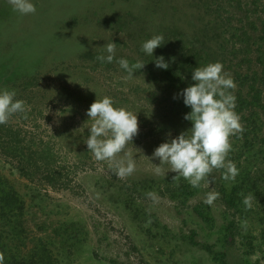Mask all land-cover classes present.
Instances as JSON below:
<instances>
[{"label": "rangeland", "instance_id": "374dc122", "mask_svg": "<svg viewBox=\"0 0 264 264\" xmlns=\"http://www.w3.org/2000/svg\"><path fill=\"white\" fill-rule=\"evenodd\" d=\"M251 36L264 0H0V177L21 207L2 255L264 264V127L224 91L202 126L181 107L230 84L231 42Z\"/></svg>", "mask_w": 264, "mask_h": 264}, {"label": "trees", "instance_id": "16d2710c", "mask_svg": "<svg viewBox=\"0 0 264 264\" xmlns=\"http://www.w3.org/2000/svg\"><path fill=\"white\" fill-rule=\"evenodd\" d=\"M256 40L262 41L264 44V37L257 36L250 38V41L249 39L242 38L238 43L236 41L231 42L234 48L231 53L235 54L236 60L234 62H231V60L229 66L224 68V75L230 80V87V84H226L228 83L227 80L224 81L222 88L219 89H207L204 87V84H193L191 86V89L187 92V95H185L186 99L181 102L183 103L181 107L185 109V114L188 118L192 116L187 110H194L197 107V114L195 115H200V117L202 115L204 119V122L199 121L197 127L198 125L202 126L209 119L213 120L209 115L217 112L219 90L225 92L224 94L228 96L226 101L232 104V110H234L236 115L243 116V121L247 123L248 126L250 125L248 130L252 129L251 133L253 136H256L255 139H257V135L260 133L261 128L264 127V50H262L260 54L258 50H255V55L253 57L257 63V68H255V66L254 68H249L251 65V58L249 57V51L251 50L250 43L252 42L254 45ZM233 84L236 85V94H233ZM215 101H217V103ZM211 121L209 123V128H212ZM191 123H195V121ZM204 126L206 127L208 124ZM261 141L263 142L264 140ZM247 187L248 184L238 183V186L231 188L229 195L222 191L223 199L228 207L237 208V205L241 203V199L233 198V196L241 193L242 190H246ZM19 202L17 195L0 177V264H48L46 260L48 252L44 248H35L31 253L25 252L24 248L15 247L12 248V251H10L8 255H2L5 243L10 240L7 239L6 236H12L11 238L15 236L10 230L12 229L11 226L14 224L17 215L16 212L21 211ZM19 219V217H16L15 225L17 228H19L17 224V220ZM4 228H6L7 231L5 233L3 232ZM15 241H17L16 237Z\"/></svg>", "mask_w": 264, "mask_h": 264}]
</instances>
